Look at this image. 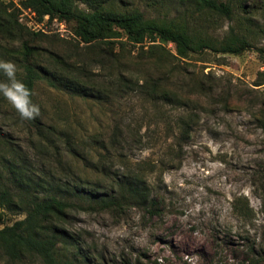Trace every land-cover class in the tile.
Returning a JSON list of instances; mask_svg holds the SVG:
<instances>
[{
  "label": "rangeland",
  "instance_id": "1",
  "mask_svg": "<svg viewBox=\"0 0 264 264\" xmlns=\"http://www.w3.org/2000/svg\"><path fill=\"white\" fill-rule=\"evenodd\" d=\"M222 1L232 7L230 17L193 13L187 16L189 32L218 44L232 30L252 47L240 53L204 48L181 58L173 43L160 39L151 48L149 42L133 45L125 37L123 43L89 45L75 36L72 22L60 18H44L46 31L28 34L24 27L37 28L33 8L23 0H1L24 27L0 31V60L18 66L26 40L42 48L36 59L61 83H35L33 96L40 108L35 120H22L0 95V172L15 163L44 181L68 179L73 173L94 179L86 163L106 154L110 157L105 165L118 167L119 154L129 167L146 172L157 205L153 213L135 206L75 213L66 227L88 254V262L80 264H250L246 245L264 246V126L259 119L264 114V83L256 85L264 80V60L257 50L264 48V0ZM102 5L136 8L148 18L165 20L179 17L185 7L177 0H105ZM44 50L58 54L62 62L48 60ZM125 70L172 90L178 103L152 100L137 91L122 94L109 86L108 80ZM70 81L99 91L78 96L69 89ZM0 82H7L2 72ZM182 116L190 125L180 144L176 136ZM128 124L139 131L141 141L129 136ZM116 126L121 129L119 142L111 143ZM58 134L76 142L96 135L108 147L77 145L78 159L63 160L61 167L45 138L58 140ZM237 197L243 199L240 206L248 203L250 219L234 211ZM22 217L7 211L0 228Z\"/></svg>",
  "mask_w": 264,
  "mask_h": 264
},
{
  "label": "trees",
  "instance_id": "2",
  "mask_svg": "<svg viewBox=\"0 0 264 264\" xmlns=\"http://www.w3.org/2000/svg\"><path fill=\"white\" fill-rule=\"evenodd\" d=\"M105 0H23L26 7L33 8L38 20H51L60 18L73 23V32L78 39L86 44L93 45L98 42L116 43L122 37L133 45H142L149 42V47L154 45L157 39L174 44L177 55L186 58L191 51L211 48L218 52L240 53L252 47L243 36H239L231 30L230 34L218 44L205 38H199L188 30V15L205 11L230 17L232 7L222 0H177L184 9L179 12V17L170 19L148 18L136 8L130 10H116L102 5ZM175 1V0H174ZM241 0L239 4L242 2ZM78 2L86 4L79 7ZM244 2V1H243ZM242 4V3H241ZM16 20L15 12H7L6 6L0 0V31L23 30ZM22 28V29H21ZM28 30V34H43L41 31ZM27 33V32H26ZM156 45V44H155ZM260 56L264 60V48H258ZM42 48L22 40L19 51L17 79L21 80L32 91L35 83L44 79L51 85L61 83L57 74L47 66L41 64L36 58L41 55ZM46 51V57L55 63H61L58 54ZM86 71L84 67H76ZM69 89L78 96L88 97L99 90L96 87L86 86L83 83L70 81ZM114 86L122 94L129 91H137L149 99H160L164 103H178L177 95L168 88L161 87L158 82L150 78H140L134 74L123 71L115 78L107 82ZM264 83L259 80L256 85ZM200 87H203L200 85ZM32 102L37 104L34 96ZM263 114V113H262ZM261 125L264 126V114ZM179 132L177 139L181 144L189 135L188 119L183 116L179 119ZM129 136L136 141H141L137 131H133L130 124L126 127ZM121 129L116 126L110 136L111 143L119 142ZM43 135V134H42ZM45 136V135H44ZM47 137L48 144L53 145L56 153L55 159L61 167L63 160L75 159L80 155L76 146H93L107 150L108 145L96 135H87L86 138L76 142L61 134ZM60 142L63 144L61 147ZM77 143V144H76ZM110 144V143H109ZM72 156V158H71ZM110 157L100 154L96 160H89L86 165L96 175L94 179L81 176L76 173L68 174V179L56 178L42 180L35 178L26 169L17 168L14 164H8L6 172H0V223L4 222L7 211L20 213V219H15L11 224H4L0 228V264H80L88 262V254L82 250L78 237H75L66 227L75 213L80 211H114L120 212L125 207H139L148 213L156 211V203L150 196L149 182L146 172L140 168L135 170L129 167L123 156L119 157L118 167L106 163ZM78 159V158H77ZM85 162L86 157L82 156ZM114 166V167H113ZM66 167V166H65ZM108 181L103 186L104 181ZM261 210L264 212V190L261 194ZM240 197L233 200V208L237 215L251 218V211L246 202ZM245 251L250 264L264 263V246L250 242Z\"/></svg>",
  "mask_w": 264,
  "mask_h": 264
},
{
  "label": "clouds",
  "instance_id": "3",
  "mask_svg": "<svg viewBox=\"0 0 264 264\" xmlns=\"http://www.w3.org/2000/svg\"><path fill=\"white\" fill-rule=\"evenodd\" d=\"M17 71L13 62L0 60V72L7 77V82H0V95L12 105L22 120H35L40 115V108L32 102V91L17 79Z\"/></svg>",
  "mask_w": 264,
  "mask_h": 264
},
{
  "label": "built area",
  "instance_id": "4",
  "mask_svg": "<svg viewBox=\"0 0 264 264\" xmlns=\"http://www.w3.org/2000/svg\"><path fill=\"white\" fill-rule=\"evenodd\" d=\"M29 11L31 12V14H35L34 11H31L29 9ZM36 15V14H35ZM55 20L57 19L56 17L54 18ZM35 25H37V28L34 29V31H46V24H45V19L44 20H38L37 17L35 18V20L33 21ZM60 25H62V22H59ZM30 28V26H28ZM31 30H33L32 28H30Z\"/></svg>",
  "mask_w": 264,
  "mask_h": 264
}]
</instances>
